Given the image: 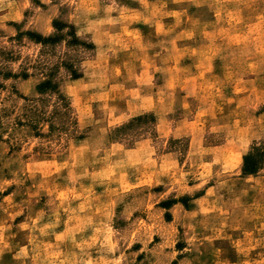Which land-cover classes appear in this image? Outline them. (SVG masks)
<instances>
[{
	"label": "rangeland",
	"instance_id": "rangeland-1",
	"mask_svg": "<svg viewBox=\"0 0 264 264\" xmlns=\"http://www.w3.org/2000/svg\"><path fill=\"white\" fill-rule=\"evenodd\" d=\"M76 1L0 0V264H264V0Z\"/></svg>",
	"mask_w": 264,
	"mask_h": 264
},
{
	"label": "crops",
	"instance_id": "crops-1",
	"mask_svg": "<svg viewBox=\"0 0 264 264\" xmlns=\"http://www.w3.org/2000/svg\"><path fill=\"white\" fill-rule=\"evenodd\" d=\"M95 2L96 0H77L76 4L84 9H94L95 7ZM109 4L106 3L105 4V11L109 10V7H107ZM107 7V8H106ZM93 17L92 16H88L87 20H88V25H89V29H86V32L89 35H95L96 32L100 29H106V27H104L103 23H101L103 20H105L106 18L111 17L112 14L109 13H105V14H96L93 13Z\"/></svg>",
	"mask_w": 264,
	"mask_h": 264
},
{
	"label": "trees",
	"instance_id": "trees-1",
	"mask_svg": "<svg viewBox=\"0 0 264 264\" xmlns=\"http://www.w3.org/2000/svg\"><path fill=\"white\" fill-rule=\"evenodd\" d=\"M33 38L35 39V41H38L41 43H46L47 41L52 39L49 37L48 38L47 37L46 38L45 37H38V38L33 37ZM0 72L4 78H9V77L14 76V74H12L11 72H6V71H3V72L0 71ZM20 75L23 77L28 76L26 71H24ZM48 87H50V89H52V90L54 88V85L51 83L50 79H46L45 81H42L41 84H39V88H41L42 90L46 89ZM42 90H41V92H43ZM252 157H253V154H249V155L245 156L244 165H243V172L244 173H253V172L257 171V163H256V161L252 160Z\"/></svg>",
	"mask_w": 264,
	"mask_h": 264
}]
</instances>
